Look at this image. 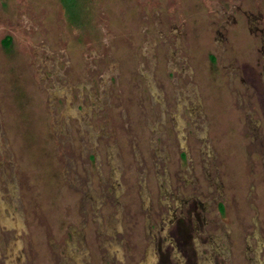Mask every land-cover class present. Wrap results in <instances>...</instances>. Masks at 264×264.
Wrapping results in <instances>:
<instances>
[{
  "label": "rangeland",
  "instance_id": "obj_1",
  "mask_svg": "<svg viewBox=\"0 0 264 264\" xmlns=\"http://www.w3.org/2000/svg\"><path fill=\"white\" fill-rule=\"evenodd\" d=\"M73 3L0 0V264H264V0Z\"/></svg>",
  "mask_w": 264,
  "mask_h": 264
},
{
  "label": "flooded vegetation",
  "instance_id": "obj_2",
  "mask_svg": "<svg viewBox=\"0 0 264 264\" xmlns=\"http://www.w3.org/2000/svg\"><path fill=\"white\" fill-rule=\"evenodd\" d=\"M188 206V203L186 204V202H184V204H181V205H176V208L178 209V208H184V207H187ZM187 209V208H186ZM180 216H182V215H180ZM178 218V217H177ZM167 220V215L166 216H163L162 218H161V220L159 221V225H161V223H164L166 220ZM157 227V226H156ZM180 236H181V233H180ZM182 238V237H181ZM184 238V241H185V243H189V242H191V240H192V234L190 233V232H186V236L185 237H183ZM154 241H155V239H154ZM184 241H183V239H181V243H182V245L184 246L185 245V243H184ZM155 243H156V241H155ZM172 243H173V241H172ZM11 244V243H10ZM161 244H162V242H161ZM161 248V252H163L164 253V251H163V249H162V247H163V245H161L160 246ZM13 254V252H11V251H9V254H10V257L11 258H6V261H5V263L6 264H12V263H14V257L15 256H13L12 254ZM9 256V255H8ZM154 257V256H153ZM164 262V261H163ZM166 262V261H165ZM164 262V264H167V262L165 263Z\"/></svg>",
  "mask_w": 264,
  "mask_h": 264
},
{
  "label": "trees",
  "instance_id": "obj_3",
  "mask_svg": "<svg viewBox=\"0 0 264 264\" xmlns=\"http://www.w3.org/2000/svg\"><path fill=\"white\" fill-rule=\"evenodd\" d=\"M73 1H75V0H63V3L65 4V6L67 7L68 10H71L75 6V4H74L75 2L73 3ZM4 43L5 44L10 43V37L9 36H5Z\"/></svg>",
  "mask_w": 264,
  "mask_h": 264
}]
</instances>
